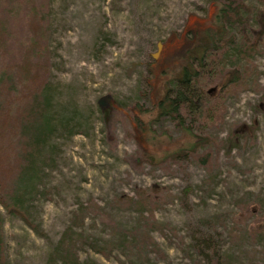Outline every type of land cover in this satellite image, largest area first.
<instances>
[{"label": "rangeland", "instance_id": "rangeland-1", "mask_svg": "<svg viewBox=\"0 0 264 264\" xmlns=\"http://www.w3.org/2000/svg\"><path fill=\"white\" fill-rule=\"evenodd\" d=\"M214 9L210 0H50L51 112L62 120L49 142L48 190L29 202L30 219L47 239L0 207L6 264H44L65 231L79 259L96 264L203 262L190 247L202 238L228 257L225 264H264V215L234 221L243 203L257 214L264 203V48L249 54L252 72L222 99L220 120L203 128L217 142L208 145L209 171L190 157L168 161L169 168L157 161L189 142L166 118L155 122L163 138L144 142L135 128L125 136L117 112L116 103L155 102L177 69L186 33L199 36ZM139 147L156 163L142 158L131 166L127 157ZM150 186L159 188L150 206L113 204L115 197L136 201L135 191ZM137 223L153 246L113 248L107 257L88 246L109 244Z\"/></svg>", "mask_w": 264, "mask_h": 264}, {"label": "trees", "instance_id": "trees-1", "mask_svg": "<svg viewBox=\"0 0 264 264\" xmlns=\"http://www.w3.org/2000/svg\"><path fill=\"white\" fill-rule=\"evenodd\" d=\"M257 1L261 5L259 9L242 0H210L215 7L211 23L200 31L199 36L197 32L186 33L176 56L177 69L167 77L155 102L148 108L138 103H116L120 107L117 112L126 137H131L130 129L135 128L142 132L144 142L163 138L162 132L155 127L160 118H166L172 127L188 136L189 142L185 146L167 152L157 160L166 168H169L168 161L177 163L179 159L190 157L204 165L207 171L211 169L213 159H209L208 145L217 142L203 133V128L220 120L222 99L241 88L244 75L252 72L249 54L258 46L264 48V0ZM49 12L50 0H0V207L44 239H47L46 234L30 219L29 202L48 190L45 177L46 167L51 162L49 142L58 127V120H62L61 116L54 117L51 112ZM239 58L245 62L241 69L232 62ZM216 87L219 88L213 94ZM115 118L113 116V121ZM142 158L156 163V158L140 147L127 157V161L134 167ZM158 190L154 186L139 189L135 191L136 201L115 197L113 204L150 206ZM260 205L261 213L257 214L248 203H243L234 221L245 220L250 215L255 222L260 221L264 203ZM100 220L108 222L105 217ZM1 224L0 214V264H6ZM139 227L137 223L130 229L121 230L109 244L93 240L88 246L104 257L113 248L131 252L153 246L149 235ZM254 230L252 233L258 232L259 228ZM111 232L115 234V231ZM190 247L203 259V262L193 260L191 264L229 262L226 255L216 252L208 239L192 241ZM44 264L96 263L79 259L74 246L67 241L65 231L50 248ZM129 264L136 263L130 261Z\"/></svg>", "mask_w": 264, "mask_h": 264}]
</instances>
